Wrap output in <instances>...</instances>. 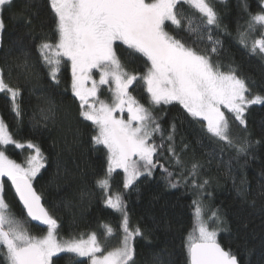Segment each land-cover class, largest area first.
I'll use <instances>...</instances> for the list:
<instances>
[{"label":"snow or ice","instance_id":"6c2138e0","mask_svg":"<svg viewBox=\"0 0 264 264\" xmlns=\"http://www.w3.org/2000/svg\"><path fill=\"white\" fill-rule=\"evenodd\" d=\"M15 0H0V37L5 30L4 12L14 5ZM50 12L54 14L55 43L42 37L37 45L40 60L47 74L56 85L60 84L59 74L62 66L70 65V89L79 101V115L84 121H91L96 134L91 143L102 145L107 150V171L104 178L96 181L102 190H108V177L116 170L125 174L124 188H129L141 176L150 177L159 167L165 174L168 186L177 187L181 180L191 184L196 190H204L210 181L201 179L204 164L193 158L185 165L175 149L177 127L165 136V130L154 115L152 108L160 105L178 104L192 121L200 125L202 138L215 144L211 164L217 155L223 156L232 150V159L247 155L253 144L248 136L239 140L233 138L232 123H238L247 132V113L255 105L264 106V88L253 93L246 78L237 74L229 66L222 70L219 55L223 41L219 38L221 29L218 14L210 0H46ZM187 5L199 13V17L183 15L178 9ZM33 0H25L21 12H31ZM247 8V4H245ZM15 16V14H14ZM31 19H25L30 25ZM261 30L259 38L251 41L250 53L264 59V6L255 14H250L247 27L238 32V41L249 48V35ZM181 33L193 37L192 44L181 38ZM229 34L230 33H226ZM204 43L198 50L194 45ZM117 46H126L130 55L138 54L144 58L146 71L143 74L129 73L124 69L117 54ZM26 75L31 74L32 65L27 54L17 64ZM94 70L99 80L93 78ZM143 82L149 95L151 107H145L129 92L136 82ZM91 82V87L87 85ZM103 85L110 87L112 103L100 100L98 92ZM0 93L10 97L12 110L19 116L21 109L18 97L19 87H11L4 79L0 68ZM43 111V110H42ZM50 111V109H49ZM127 112V119L123 114ZM116 113H120L117 116ZM49 117L45 114L44 119ZM159 135L160 143L154 137ZM167 144L175 165L180 168L181 180H174V173L156 159L160 150ZM14 144L17 149L25 146L33 151L26 159V166L10 159L0 150V257L3 264H54L53 257L71 254L73 257H87L90 264H136L135 241L145 238L144 230L130 225L127 204L121 194H108L105 205L120 215L122 238L119 246L105 251L95 232L85 239L58 238V221L41 203V196L33 187V180L45 167L46 157L38 144L27 145L16 142L0 119V146ZM185 144L183 149H187ZM232 171L231 160L228 162ZM3 178L10 181L15 195L31 221L39 222L37 227L46 226V234H30L24 223L10 211L4 197ZM199 181V182H198ZM243 194V190H238ZM195 227L188 235L185 249L188 264H241L237 255L225 250L217 240L219 228L210 224L223 223L219 210L211 211L205 219L206 207L202 199L193 200ZM115 229L104 225L105 239L113 236ZM84 264V261H80Z\"/></svg>","mask_w":264,"mask_h":264},{"label":"trees","instance_id":"16d2710c","mask_svg":"<svg viewBox=\"0 0 264 264\" xmlns=\"http://www.w3.org/2000/svg\"><path fill=\"white\" fill-rule=\"evenodd\" d=\"M264 0H210L216 10L221 29L219 38L223 47L213 60L219 61L222 70L229 66L237 74L246 78L253 93L264 88V59L250 53L238 41V32L244 31L250 14H255L263 6ZM31 12H21L25 0H15L14 5L4 12L5 30L0 39V68L4 79L11 87H19L18 102L21 115L12 110L10 97L0 93V119L3 120L13 139L22 144H38L46 157L45 167L33 182L49 214L58 221V238L86 239L95 232L105 251L119 246L122 238L120 215L108 208L104 200L108 194H121L127 204L130 225H139L145 238L135 241L136 264H188L185 243L195 227L193 200L202 199L206 207L205 219L211 211L219 210L223 223L210 224L219 228L218 242L225 250H231L241 264H264V106L255 105L247 113V132L238 123H232L233 138L239 140L248 136L253 144L247 155L232 159L235 153L226 150L222 157L211 159L215 144L202 138L200 125L191 120L178 104L160 105L152 108L154 115L165 130V136L175 124V149L185 165L193 158L204 164L201 179L210 181L204 190H196L185 184L177 167L165 147L156 157L174 173V180H181L175 188L168 186L165 174L158 167L150 177L142 176L134 185L124 188V174L113 172L109 177L110 187L102 190L96 181L104 178L107 171V150L91 143L96 134L95 126L84 121L79 115V101L70 89V65L62 66L60 84L56 85L47 74L48 70L40 60L37 45L45 37L55 43L54 14L50 12L46 0H33ZM247 4V8H245ZM183 15L199 17L195 9L180 5ZM15 14V16H14ZM30 18L32 23L25 24ZM226 33H230L226 34ZM255 34V33H254ZM260 32H256V36ZM186 43L192 44L193 37L181 33ZM198 50L204 43L194 45ZM32 65L31 74L26 75L17 64L25 59ZM117 54L124 69L129 73L143 74L146 64L138 54L130 55L126 46H117ZM129 92L145 107H151L149 95L143 82L129 87ZM264 95V92H261ZM50 109V111H49ZM43 110V111H42ZM49 118L44 119V115ZM160 143L159 135L154 137ZM187 144L188 148L183 149ZM10 159L25 163L29 152L18 150L13 145L0 146ZM232 171L229 173L228 162ZM199 182V181H198ZM243 190L241 194L238 190ZM4 197L10 211L19 218L30 234L40 236L46 233L33 226L26 218L23 209L14 195L10 181L5 180ZM104 225L115 229L112 237L105 239ZM71 254L53 258L54 264H68ZM73 264H90L88 259L73 257ZM0 264L3 258L0 257Z\"/></svg>","mask_w":264,"mask_h":264},{"label":"rangeland","instance_id":"374dc122","mask_svg":"<svg viewBox=\"0 0 264 264\" xmlns=\"http://www.w3.org/2000/svg\"><path fill=\"white\" fill-rule=\"evenodd\" d=\"M263 6H264V2H263ZM260 32V34H261V30L259 29V27L257 28V30L255 31V32H253V34H251V36H250V42L253 40V39H257V38H259V36H257V37H255L256 36V32ZM255 33V34H254ZM0 39H1V37H0ZM251 44V43H250ZM93 78L94 79H96L97 81L99 80V73H98V71H96V70H94V72H93ZM88 87H91V82H89V84L87 85ZM110 87H114V85H103V86H101V88H100V90H99V92H98V97H99V99L100 100H104L106 103H108V104H111L112 103V93H111V91H110ZM132 95V94H131ZM133 96V95H132ZM134 97V96H133ZM116 115L117 116H120L121 114L120 113H116ZM123 117L125 118V119H127V112L125 111V113L123 114ZM91 122V121H90ZM13 146H15L14 144H12ZM27 145V144H26ZM6 146H8V145H6ZM99 146H102V145H99ZM103 147V146H102ZM25 150H27L28 152H29V155H33L34 153H33V151L31 150V149H28L26 146H25V148H24ZM18 150H23V149H18ZM28 155V156H29ZM17 162V161H16ZM17 163H20V164H22V165H24V166H26V162L25 163H21V162H17ZM43 169V168H42ZM41 169V170H42ZM117 171H121V172H123V170L122 169H116L114 172H117ZM41 172V171H40ZM124 174V173H123ZM112 175V174H111ZM110 175V176H111ZM124 177H125V174H124ZM142 177V176H141ZM141 177H139L137 180H135L134 182H133V185L141 178ZM109 178V177H108ZM4 179V181L7 179V178H3ZM36 179V178H35ZM35 179L33 180V182L35 181ZM111 209V208H110ZM46 234V233H45ZM112 237V236H111ZM63 254H66V253H61V254H59V256L60 255H63ZM53 258H55V257H53ZM80 259H88L87 257H80ZM89 260V259H88Z\"/></svg>","mask_w":264,"mask_h":264},{"label":"water","instance_id":"95a60500","mask_svg":"<svg viewBox=\"0 0 264 264\" xmlns=\"http://www.w3.org/2000/svg\"><path fill=\"white\" fill-rule=\"evenodd\" d=\"M10 186H11V183H10ZM33 187H34V184H33ZM34 188H35V187H34ZM11 189H12L14 195H15L14 188L11 187ZM35 190H36V189H35ZM36 192H37V191H36ZM37 194H38V193H37ZM38 195H39V194H38ZM15 196H16V195H15ZM16 198H17V201H18L19 205H20L21 208L23 209L22 204L19 202L17 196H16ZM41 203L43 204V200H42V198H41ZM43 206H44V204H43ZM44 207H45V206H44ZM23 211H24V214H25L26 218L28 219V221H29L33 226L37 227V225H38L39 222L31 221L30 218H28L27 215H26V210H23ZM37 228H39V229H41V230H46V226H41V227H37Z\"/></svg>","mask_w":264,"mask_h":264}]
</instances>
